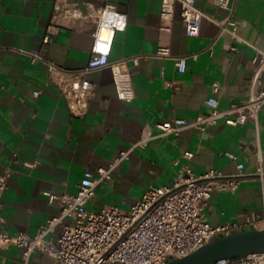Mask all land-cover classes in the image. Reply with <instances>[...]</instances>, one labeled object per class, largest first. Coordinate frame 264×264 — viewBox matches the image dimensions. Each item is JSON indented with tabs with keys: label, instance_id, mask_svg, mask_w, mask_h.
Here are the masks:
<instances>
[{
	"label": "crops",
	"instance_id": "0c3cea01",
	"mask_svg": "<svg viewBox=\"0 0 264 264\" xmlns=\"http://www.w3.org/2000/svg\"><path fill=\"white\" fill-rule=\"evenodd\" d=\"M69 1L77 3L81 14L45 42L55 4ZM107 4L127 17L126 28L115 34L110 60L127 59L135 97L119 99L111 70H94L86 77L95 83L96 94L85 116L74 115L48 63L68 71L84 68L92 54L95 16ZM196 4L213 18L203 20L198 35H188L179 3L164 18L162 0H0V171L8 174L0 229L35 234L60 214V201L51 202L48 193H76L86 170L108 166L140 138L145 125L158 133V123L193 121L208 112L206 99L212 95L224 108L245 100L254 82L264 87V0H234L237 38L220 33L217 21L227 10L211 0ZM162 48L168 52L160 53ZM37 54L42 58L33 59ZM183 56L186 69L181 72L176 59ZM214 82L219 83L216 93ZM258 125L252 118L240 125L221 120L205 130L189 127L177 136H158L117 165L112 181L96 188L88 208L116 204L128 210L149 186L173 185L182 165L196 174L210 168L231 174L241 161L246 177L235 192H212L205 219L216 225L243 222L252 213L262 216L264 178L256 173L264 169L263 114ZM72 221L64 218L48 237H57ZM0 264H24L22 248L10 244L0 249ZM27 264L54 260L37 249Z\"/></svg>",
	"mask_w": 264,
	"mask_h": 264
},
{
	"label": "built area",
	"instance_id": "2783aa9c",
	"mask_svg": "<svg viewBox=\"0 0 264 264\" xmlns=\"http://www.w3.org/2000/svg\"><path fill=\"white\" fill-rule=\"evenodd\" d=\"M211 2L228 11L224 19L217 21L220 33L229 31L237 38V24L232 19L234 0ZM176 3L180 4V15L187 34L198 35L203 20L210 15L197 6L196 0H162V17H171ZM80 14L76 2H57L44 41H51L69 18ZM126 25V15L115 5L107 4L95 16V28L91 33L92 54L88 64L82 69L68 71L48 63L51 74L56 76L55 84L74 115L83 117L88 112L90 100L96 94V85L86 75L94 70L109 68L117 97L124 101L134 99L135 90L127 59L110 60L115 34L118 30H124ZM236 49V45L231 46L232 51ZM167 52V49H160L162 54ZM262 56L264 59V51ZM41 58L38 54L33 55V59ZM186 58L176 59V66L181 72L186 69ZM132 59L137 61V57ZM218 89L219 83L214 82L213 92L216 93ZM34 94L37 96L39 91ZM206 103L210 106L209 111L193 121L175 118L158 123V133L153 131L151 125H145L140 138L127 149L121 150L108 166L98 167L95 171L86 170L76 193H48L51 202L60 201V214L41 224L35 234L26 231L10 234L0 229V249L10 244L22 248L24 264L28 263L37 249L47 252L54 264H166L170 259L183 257L220 237L249 229H264V213L262 216L252 213L243 222L232 220L216 225L205 219L204 209L212 192H235L247 175L244 163L237 161V154L232 152H227V155L237 161L235 173L226 174L210 168L202 174H196L189 165H182L180 176L173 185L149 186L128 210H122L117 205H106L100 210L88 208L96 188L112 181L117 165L129 158L136 147L145 146L158 136H177L189 127L205 130L221 120L229 125H240L252 118L258 128V118L260 114L264 115V87H257L254 82L245 100L233 102L224 108L220 107L215 95L208 97ZM184 156L191 158L193 153L185 152ZM256 174L263 179L264 169L260 167ZM7 179L8 174L0 171V225L4 221L1 207ZM66 217L73 221L65 224L57 237H48ZM214 264H264V252L224 258Z\"/></svg>",
	"mask_w": 264,
	"mask_h": 264
},
{
	"label": "water",
	"instance_id": "95a60500",
	"mask_svg": "<svg viewBox=\"0 0 264 264\" xmlns=\"http://www.w3.org/2000/svg\"><path fill=\"white\" fill-rule=\"evenodd\" d=\"M264 252V229H249L210 241L195 251L166 264H214L220 259Z\"/></svg>",
	"mask_w": 264,
	"mask_h": 264
},
{
	"label": "rangeland",
	"instance_id": "374dc122",
	"mask_svg": "<svg viewBox=\"0 0 264 264\" xmlns=\"http://www.w3.org/2000/svg\"><path fill=\"white\" fill-rule=\"evenodd\" d=\"M114 205H116V204H114ZM110 206V205H109ZM120 209H122V210H126V209H124L123 208V205H117ZM103 207V206H102ZM102 207H97V208H95L94 210H100Z\"/></svg>",
	"mask_w": 264,
	"mask_h": 264
},
{
	"label": "bare ground",
	"instance_id": "6f19581e",
	"mask_svg": "<svg viewBox=\"0 0 264 264\" xmlns=\"http://www.w3.org/2000/svg\"><path fill=\"white\" fill-rule=\"evenodd\" d=\"M106 33V31H104Z\"/></svg>",
	"mask_w": 264,
	"mask_h": 264
}]
</instances>
